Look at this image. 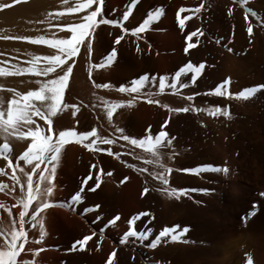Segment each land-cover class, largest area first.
Segmentation results:
<instances>
[{"label": "bare ground", "instance_id": "6f19581e", "mask_svg": "<svg viewBox=\"0 0 264 264\" xmlns=\"http://www.w3.org/2000/svg\"><path fill=\"white\" fill-rule=\"evenodd\" d=\"M80 2L81 0H20L19 3L13 5L11 8L0 10V67H4L6 70L11 69L14 65L28 67L27 62L35 57L42 58L44 56L58 54V50L55 47L43 43L33 44L28 40L16 39V37L36 38L43 36L46 40L70 38L72 33L64 26L79 23L80 17L89 11L88 9L74 12L67 11L69 8H76ZM0 3H11V0H0ZM128 3H130V0H104L103 13L107 18L119 19L125 11L124 9ZM252 4H254L257 9H264V0H256L254 3L252 2ZM239 5L237 3H232L231 0H141L138 6L140 13H138L137 9L135 18L132 19L134 17L133 14L127 21L128 24L136 25L142 22L147 18V15H145L146 12L152 7L155 10V8L162 6L163 12L159 20L153 21V24L151 22L152 28H150V30L140 34L141 36H144L149 32L152 35V49L149 51L151 54L149 60H143L141 64H137L135 61H133V63L125 64V72L126 74H129L125 78L129 79L130 77H134L142 71L149 69L154 73L153 75L157 77V80L155 83L146 85L145 88L141 89V93H150V98L158 101V103H156L157 105L162 102L160 100L163 98L160 96L161 93H157L158 77L164 75L170 78L186 60H190L189 56H191L192 59L194 56L193 51L188 55H185L183 49L185 47V34L188 31L185 27L181 29L176 20V12L180 8H184L189 11L182 12L181 17L187 16L195 18L199 29V32L197 33L199 37L198 43H202L205 51L210 53V63L207 66V69L203 71L200 80L193 87L199 89H203L204 87L215 88L220 81L225 79V76H229L230 79H232V76L230 75H234L235 59L231 53H228L227 47L232 46L233 50L236 51L238 45L242 43L241 41H245L244 44H248L250 39H253V45L251 47L254 54L256 49L261 47L259 44L264 43V31L262 27L254 21V17L251 15H249V23L252 24L253 31L251 36L248 38L246 37L245 27H247V25L244 21V14L246 11L244 12ZM197 7L200 8L198 13L192 11ZM229 8H231V15L228 14ZM223 25L228 26V32H224ZM233 26L236 28H233ZM190 28H193L192 22L190 23ZM202 51V49L197 48L195 55L200 58ZM84 56L85 52L82 43L79 52L74 57L75 63L72 65V72L70 73L68 80V82L71 83H67L65 92L75 89L77 86L75 88L74 86L79 84L78 81H80L84 90L85 88L88 89L90 87V84L86 81L84 76ZM69 62L70 60H66L65 65ZM65 65H61V67H64ZM45 66L43 59L38 61V68ZM61 74L60 69L57 68L54 73H50L47 76H37L29 73L0 76V111L5 112L6 114L7 101L13 98L19 99L20 97L16 95L17 93H19L20 96H23V94L28 91H35L39 89L45 81L53 79L56 75ZM188 79L189 78L185 79V82ZM170 82L169 79L168 83L170 84ZM165 90L168 93L173 92L169 87H166ZM139 100L143 102L140 103ZM179 100L186 101L183 97L179 98ZM137 102L138 104L135 106L133 112L130 113L129 118L134 124L135 122L138 123L139 120H141L143 124L141 127L136 125L133 126L134 128H132L133 130L130 134V136L139 139L144 135V129L149 127L150 120H153L152 125L155 124L154 127H159L164 112L161 105L160 107L156 106L154 109L149 108V103L147 104L142 98L137 99ZM31 103L35 108L40 109L41 111H46V104L49 102L32 100ZM179 107L180 106H178V108ZM65 114L66 110L62 108V110L57 111V114L52 117L55 128L57 127L59 119ZM32 119L35 121V124L30 125L29 127L34 129L36 125H39L45 130V132L47 131V125L43 120L38 116H33ZM199 122L200 116H196L192 111H188L186 114H184V112L179 113L177 119L179 125L181 123L187 126L191 125L193 129L201 128L199 127ZM154 127L151 128L153 135L157 132V129ZM20 130L28 131V127H22ZM190 133L186 134V136L183 134L176 139L174 138L171 148L159 149V156L164 166L169 168L170 166H168V164H172V168H170L173 169V171L171 176H168V186H174L176 189L177 187L179 189L183 187L206 188L210 191L202 194H192L188 191L187 194L181 195L179 199L174 196H169L167 192H161L159 188L162 187V183L158 179H153V176L150 175V173L158 174L162 171L161 167L159 168L155 164L156 158L151 152H147L143 148L133 146L124 141L123 144L126 147L134 149L139 155H143L148 159L147 166L149 169L146 170V172L143 170L146 182L143 183L142 179L131 171L132 169H125L122 167V164L117 160H114L113 166H115L118 171H121L120 176L118 175L119 180L121 181L124 176L128 177L127 181L121 183L122 198L120 202H117L118 204L107 197L110 201L105 199L102 201L99 209H92V212H86L83 215L80 211L83 206L90 204L88 198L85 205H81V202H79L80 207H77L79 209H77L76 212H66V209L59 212L60 214L62 213V217L67 218L72 230H75L78 239L85 235L91 236V239L86 242V250H74L73 254L75 258H78L83 264H106L108 255L112 253L113 249H115L116 254L113 257L114 264H176L183 257V253H188L185 254V256L189 255V258L190 255H193L190 264H227V261H230L231 256L238 252V248H241L239 243H237L238 241H233V238L238 233L246 231V233H249L248 235L251 237V241H253V237L249 231L250 229L246 227L249 229L247 230L245 224L237 219V215L240 211L246 212V210L252 206L250 199L251 188H245L246 186H243L242 183V179H246L251 183L254 180L253 175L251 174L250 176L249 174L251 173L249 172L250 169L248 170V168L244 167L239 159H234L231 156V150H227L225 147H219L212 140H205V136H202L201 134L194 135ZM29 142H31L30 139H18L14 135L5 136V134L0 133V145L4 143L9 145V149L6 150L9 160L14 164H18L19 167L24 170L21 172L19 168L16 169L15 175L20 183H14L11 179L12 169L7 167L8 161L4 159L3 155H0V168H4V174H0V183L7 185L3 190H0V199L1 202L4 201L3 206L6 215L5 219L0 223V229L5 232V235H10L13 228H19L20 205L13 209L11 208L9 201L15 202L17 200L18 202V200L24 195V193L20 191V186L26 183L27 177L25 173L31 171L32 165H26L23 161L16 159V157L26 148L27 143ZM171 153H174V155H171V158H169ZM191 155L192 157L197 156V160H188L187 156L189 157ZM106 157L108 158V156ZM124 157L125 156H123V159ZM83 158L86 159L87 156L84 154ZM119 158L122 159V154L119 155ZM91 164L94 165V162ZM204 164L227 168L228 172L226 174L204 172L199 175H190L177 171V169L191 168L193 166ZM94 166V170L97 172L98 167L97 165ZM41 167H43V165ZM151 167L158 169L157 172H154V168L151 170ZM142 168L144 169V167ZM127 171H130L131 174H127ZM33 179H36L35 173L33 174ZM103 184L106 193L113 190L111 183L110 185L108 182ZM145 187L149 189V192L145 193L142 197L140 193ZM165 187L168 188L167 185ZM221 191H224L225 193L224 196H221L222 198L218 196ZM49 197L50 202L58 199L56 194H52ZM93 201L95 200L93 199ZM65 203L67 204V202ZM79 203L77 202L76 204L78 205ZM34 206L35 202L30 206L29 212L32 211ZM59 207H52L51 210L59 211ZM122 208L125 210H122ZM142 212H148L150 213V216L141 217L140 220L135 222L134 228L136 231L141 229L143 231L150 230L148 238L144 240L128 238L126 243L121 244V234L128 228L127 221L125 225L120 226L122 225L121 221L124 219L128 220L129 217ZM117 214L119 215V219L122 218L120 219L121 221L118 220L113 225H108L107 228H103L102 224ZM96 216H99L100 219L96 224H92L91 220ZM199 222H204L207 229L201 234H198V236L196 235L198 233V230L196 229ZM39 225L37 224L36 227ZM185 226H187L189 230L181 236L180 240L170 242L172 240L169 241V238H166L168 241L164 239L166 242L164 241V244H158L156 248L149 249L147 247L150 243V237L152 238L160 228H175L179 231ZM36 230L38 231V229H30L31 237H33V235L35 236L37 233ZM195 231H197V233H195ZM93 232H95L96 235H92ZM118 232L120 234H118ZM207 233H210L211 235L213 233V237ZM207 235L208 238L209 236L211 237V242H214V244L222 245L228 242L227 244L229 247L226 250H221L220 247L214 249L215 247L217 248L216 245L211 250L212 256L208 255V258L205 257L204 254H196L195 251L197 250L195 249L197 247V241H201V239L204 240ZM192 238L197 241L192 243ZM97 240H99V248L96 246ZM2 244L3 238L0 237V245ZM187 249H191L192 251L189 253L187 252ZM209 251L207 253H209ZM244 251L248 250L245 248ZM241 253L242 261L245 260L244 262H247L246 255H244V252ZM43 256V253L36 255V264L43 262ZM20 257L21 256H18L17 259H21Z\"/></svg>", "mask_w": 264, "mask_h": 264}, {"label": "rangeland", "instance_id": "374dc122", "mask_svg": "<svg viewBox=\"0 0 264 264\" xmlns=\"http://www.w3.org/2000/svg\"><path fill=\"white\" fill-rule=\"evenodd\" d=\"M231 1L234 4L236 3L238 5L241 4L239 5V7H242L244 12L245 11L248 12L249 10H252V12L256 14V17H254V21L256 23H257V20H260V18H261L260 21H264V9H259V8L257 9L256 6L252 4V2L254 3V1L256 0H247L246 4L239 3L237 0H231ZM140 2L141 0H138V3H136L131 8H129L130 3H128L126 8L124 9V10L130 11L131 13L130 17L134 14V17L132 19L135 18L137 9H138V13H140L139 7H138ZM150 11H154V8L152 7L151 9H149V11L146 12L145 15L148 16ZM181 18H184V17H181ZM127 21L125 22V25H126L125 27L129 29L138 25V24L130 25L128 24ZM151 22L153 24V21ZM151 22L149 23L147 29L144 32H147L148 30H150V28H152ZM191 22H192L193 28H190ZM258 25L260 26V24ZM184 27L187 29L188 32L196 31L198 29L197 21L193 17H188V19L185 20ZM233 28H236V27L233 26ZM223 29H224V32L226 31L228 32L227 25H223ZM262 29L264 31V27H262ZM119 34L120 33H119L118 28H115L112 26L99 27L97 29V33L93 34L90 52L88 51L87 45H86L87 38H85V43H83L84 52H85V56H84L85 59H83L85 60L84 61V64H85L84 65L85 67L84 76H85L86 81L90 84V87L88 88L90 90H88L87 88H85L84 90V88H82L83 86L81 85L80 81H78L79 84H76L74 86V88L77 86L75 89H72L69 92H65L62 105L63 104H67V105L75 104L79 108V111L76 113V116L73 117L71 114L73 109L71 107L63 108L64 110H66V114L61 119H59L56 128L53 125L54 132L64 130L66 128H71V127H75L77 131H88L92 127H95L97 130L98 136L112 138V136L115 135L116 127L122 128L124 130V134L130 136L131 131L133 130L132 128H134L133 126L135 125L138 127L143 126L141 120H139L138 123L135 122L134 124V122L129 118L130 113L133 112L135 106H137L138 104L137 100L134 101V103L130 107L124 106V107L117 108L113 112V116L111 120H109V118L107 117L105 103L107 102L108 104H111L112 102L127 101L131 99L135 93L133 94L121 93L117 90L118 87L120 85L127 86L130 81H132L134 78L144 73H148L149 76H152L154 74L149 69H147L137 74L134 77H130L129 79H126L125 77L128 76L129 74L128 73L126 74L125 69H124L125 64L133 63V61H135V63L137 64H141L143 60H146V61L149 60L150 55H151L149 51L152 49L151 33L148 32L147 34L142 36L143 37L142 39H138L126 33L124 35V38L121 40V43L116 46L117 57L115 61L111 65H108L107 67H104V68H94L93 67V65H96L101 62V59L111 49L113 39L115 38L116 35H119ZM245 35L247 38L249 37V34L247 32H245ZM188 42L196 44V47L193 49H190L189 51V53L193 51V54H194L193 59L191 56H189L190 61H192L193 63H199L203 61L205 62V65H206L205 69H207V66L210 63L209 62L210 53L208 51H205L202 43H197L196 37H193ZM241 42L242 43L238 45V48L236 51L233 50L232 46L227 47L228 53H231L233 58L235 59V69L233 71L234 75L232 74L230 75L232 76V79H230L229 76H225V78H228L230 80L227 91L232 94L238 93L239 91L247 87H254L257 85L264 84V43L259 44L261 47L257 48L256 52L253 54L252 47H251L253 45V39H250V42L248 44H244L245 41H241ZM137 45L139 46V49H140L139 52L136 51ZM197 48L203 50L200 54V58L195 55ZM229 49H231V51H229ZM187 61L189 60H186L184 63H186ZM205 69L203 71H205ZM90 72H91V79H89ZM201 76L197 79L195 84L200 80ZM189 77H190V74L187 77L181 76L180 82H185V79ZM69 83L71 82H68V84ZM220 83L221 81L218 84ZM95 84H109L110 87L97 88L94 86ZM195 84L189 85L183 89H179V87L177 86L178 90L175 92L174 91L170 92V93L164 90V92L163 93L160 92L161 93L160 94L159 91L157 90L158 91L157 93L163 97L162 99H160L162 102H160L159 105H157L156 103L155 104L147 103V104L149 108H154V109L156 108V106L160 107V105H167L168 108H178V106H180L179 108L195 107V108L206 109V110L213 109L217 106L220 107L221 109L225 107L227 108L229 112L228 117H225L222 114L212 116V115H209L207 111L193 112L196 116H200L199 127H201V128L193 129L191 125L187 126V125H183L182 123L179 125L177 123L179 113L169 112L168 108L161 107L163 109L164 115L162 117L160 125L163 124L165 119H168L169 123L168 125L165 126L164 130L168 133L170 137H174L175 139L178 138V136L183 135V134H185L184 136H186V134L190 133V131H191L190 134H194V135L201 134L202 136H205L206 138L205 140H212L219 147L221 148L225 147L227 150H231V156L236 160L239 159L241 161V164H243L244 167L248 168V170L250 169L249 172L251 173L249 174L250 176L251 174L253 175L254 180L251 183L247 181L246 179H242V183H243V186L244 185L246 186L245 188H248V187L251 188L250 189L251 190V196H250L251 205L255 203L256 210L251 217H248L247 213L252 211V206L248 208L246 212L240 211L239 212L240 214L238 213L237 215V219L241 220V222L245 224V228L248 227L250 229L249 230L246 228L247 230L250 231V234L253 237L252 238L253 241H251V237L248 235L249 233H246V231L245 232L241 231V233H238L239 236L237 234L233 238V241L234 242L238 241L237 243H239V246L241 248H238L237 250L238 252L234 253L231 256V259L229 262L227 261V264H247V262H244L245 260L242 261L241 252H244V255H246V261H248L249 259L248 257H250L252 258L251 259L252 264H264V196H261V193H264V89L259 90L253 97L248 98L247 100H243V99L235 98L234 95L231 98L216 96L214 94H210V90L213 88L204 87L203 89H199V88L193 87ZM194 93H198V95H193ZM179 95H181L183 98L192 95L193 99L191 101L187 99H185L186 101H182V100H179V98H182ZM142 102L143 101H140V103ZM150 105H154V106H150ZM184 114H186V112H184ZM152 121L153 120H150V125H148L151 128L155 126V124L152 125ZM160 125L159 127H154V128L157 129V131H159ZM130 137H133V136H130ZM123 142L124 141L117 139L116 142L110 146L106 144H102L99 141L97 142V146L100 148L110 147L112 152L119 153L120 155L122 154V159L120 158L118 159L113 156H110L107 154V152L89 151L85 149L81 144H77V143H70V144H66L63 146L60 159L57 164L55 177L53 180L55 187L53 189L52 194H56L58 199L50 202L49 201L50 197H49L48 201L51 206L43 210L41 214H38L40 215L41 221L43 224V230H44L43 238L41 239V236H40L39 230L41 229H39L40 228L39 224H38L39 225L38 227L35 226L36 228L31 226L30 224L25 225V230L29 231V232L27 231L26 233L27 242H25V245H26L25 249L31 248L33 249V251L37 248L42 249L40 252L36 253V255H39L40 253L44 254L42 258L43 262H40V264H83L80 262L78 258L74 257V254H73L74 250L68 251L74 239L76 240L78 238H77L75 230L74 231L72 230V227L67 221V218L62 217L61 216L62 213L60 214L59 212L64 211L66 209L65 210L66 212L69 211L70 213H72V212H76L77 209H79L77 207H80L79 206L80 203L78 202L79 203L78 205L76 204L77 202L73 203V201H71L69 197H71V195L75 191L78 190L80 186L79 181H81L83 177L88 175L89 170H90V165H92L91 163L94 162V165H97L98 170H102L101 171V183H100L99 188H97L95 192L87 191L88 186H90L94 182V179L89 180L88 184L85 185V191L82 193L83 200L81 202V205H85L87 203L86 200L88 198H89L88 200H90V204H86L85 206L81 208L80 212H82L83 215L86 212H92L93 205H99V208H100L102 201H104L105 199L107 201H110V200L115 201L116 203L121 201V198H122L121 196L122 187L121 186L122 185L119 180L121 171H118L115 168V166H113L114 160H117L120 164H122V167H124L125 169L127 168L132 169L131 171H133L140 179H142L143 183L146 182V179L144 178L145 175L143 174H145L144 172H146V170L149 169V167L147 166L148 159L143 155L142 156L139 155L134 149L126 147L123 144ZM84 154L87 156L86 159L83 158ZM106 156H108V158ZM123 156H125L124 159H123ZM187 159L190 161H196L197 156L195 157L194 156L192 157V155L189 157L187 156ZM160 160L161 159H159V162L156 161L155 163L156 166L159 168H160V165L163 164L162 160L161 161ZM126 165H132L133 167H127ZM168 166L171 167L172 164L171 165L168 164ZM142 167H144V169ZM155 167H151V170L154 168V172H157L158 169H155ZM193 167H196V166H193ZM139 169H143L144 172L139 171ZM91 172L94 177L96 174L94 167L91 168ZM108 172H110L111 175L105 174ZM126 173L131 174L130 171H127ZM171 174L172 172L169 173L168 176H171ZM102 182L103 183L108 182L109 185L111 183L113 186V190L108 191V193H106V190L103 187L104 184ZM158 184H161V183H158ZM165 186L162 184L161 188L164 189L166 188ZM167 187L168 189L176 188L174 186H168V185ZM161 188H159L160 191H161ZM193 188H196V187H187V188L183 187V189H189V190ZM177 189L179 188L177 187ZM190 192L192 194H202L201 192H192V191ZM222 192L224 193V191H221V193L219 192L220 195L218 196L220 197L224 196L225 193L223 194ZM107 197L110 198V200ZM93 199L95 201H93ZM61 202L64 203V207H61L62 209L59 207ZM65 202H67V204ZM9 203H10L11 208L13 209H15L19 205L17 200L15 202L9 201ZM3 205H4V201L1 202V199H0V223H2V221L6 217L5 209ZM52 207H59L60 210L52 211L51 210ZM122 210H125V209L122 208ZM60 216L62 217V219ZM242 217L246 219L242 220ZM99 219L100 217L96 216L94 219L91 220L92 224H96L97 221H99ZM120 219L119 221H121ZM124 220L121 221L122 225L120 226L125 225L127 220L125 221ZM67 222L69 225L67 224ZM108 225L109 224L107 222H104L102 224L103 228H107ZM33 228L34 230L38 229V231L36 230L37 233L35 234V236L33 235V237H31L32 235L30 234V229L33 230ZM127 229L124 231V233L127 231ZM206 229H207L206 224L204 222H199V225L196 229L198 230V233L197 231H195V233H197L196 235L201 234ZM161 230L163 229L160 228L159 231L153 235L154 237L153 236L152 238L150 237V242L152 239L155 238L156 235H158V233ZM139 231H143V230L141 229ZM0 233H5V232H3L0 229ZM124 233L121 234V237L123 236ZM74 234L76 238L74 237ZM118 234L120 233L118 232ZM207 234L213 237V233L212 235L210 233H207ZM28 235H29V238H28ZM208 235L204 240L202 239L201 241L198 240L199 242L196 239L192 238V243L197 241V244H196L197 247L195 249L197 250L195 251L196 254L197 253L201 255L204 254L205 257L208 258V255L212 256L211 250L216 245H217V248L215 247L214 249H218L220 247L221 250L223 249L226 250L229 247V245L227 244L228 242L222 245L214 244V242H211L212 241L211 237L209 236L208 238ZM164 239L166 241L168 240L170 241V239L167 240L166 237L161 238V242L159 243V245L164 244V241H165ZM37 240H39L40 242L36 243ZM170 242H174V241H170ZM245 248L248 251H244ZM149 249H153V248H149ZM83 250H86V244ZM187 250H188L187 252L189 253L190 251H192L191 249H187ZM208 251L209 253H207ZM185 254H188V253H183L182 255L183 257L176 264H188V263L190 264L191 263V260L193 259L191 257L193 255H190V258H189V255L185 256ZM36 255L35 257H33L32 252L24 253V251H22V253L20 254V256L23 259L33 261L34 264H36V261H37Z\"/></svg>", "mask_w": 264, "mask_h": 264}, {"label": "snow or ice", "instance_id": "6c2138e0", "mask_svg": "<svg viewBox=\"0 0 264 264\" xmlns=\"http://www.w3.org/2000/svg\"><path fill=\"white\" fill-rule=\"evenodd\" d=\"M20 0H11V3H0V10L9 9L13 5L19 3ZM239 3H247V0H238ZM138 0H130L129 8L133 7ZM103 4L104 0H81V2L76 6V8L67 9L68 12L81 11L88 9L85 15L80 17V22L76 24H68L65 25L69 32L72 33L71 37L68 39H45L43 36L41 37H16V39L28 40L33 44L43 43L47 44L51 47H55L58 50V54L56 55H48L44 57H35L32 60L28 61V67H19L13 66L11 69L6 70L4 67H0V76L6 75H21L24 73H29L33 75H44L47 76L50 73H54L55 69L59 68L61 75H56L55 78L45 81L41 87L35 91H28L27 93L20 96L19 93L16 95L20 97L19 99L13 98L7 101V111L6 114L3 111H0V133L8 135H14L18 139H30L31 142L27 143L26 148L16 157V159L21 160L26 165H32L31 171L25 173L27 180L25 184L20 186V191L24 193L23 197L18 200L20 205L19 210V228H13L10 232V235H5L4 233H0V237L3 238V244L0 245V264H34L33 261H29L26 259H17L20 256L21 252L24 251L32 252L33 257H35L36 253L40 252L42 249L37 248L33 251V249L28 248L25 249V242L27 239L25 225L30 224L35 227L37 224H40V236L41 239L44 236L43 224L41 221V217L38 214H41L43 210L49 208L51 205L49 204L48 197L53 193V189L55 187L53 180L55 177L57 164L60 159L61 151L64 145L70 143L81 144L85 149L94 152H107L108 155L113 156L115 158H119V153H114L111 151V148H100L97 146V142L99 141L102 144L112 145L116 142V140L126 141L133 146H137L143 148L147 152H151L153 156L156 158V161L159 162V149L163 148H171L172 141L174 137H170L168 133L164 130L165 126L168 125L169 120L165 119L163 124L160 125L159 131H157L154 135L151 132V127L144 129V135L139 139L130 137L124 134V130L122 128H115V135L112 138L109 137H101L97 135V130L95 127H92L88 131H77L75 127L66 128L64 130L55 131L53 130V120L57 114V111L62 110V108L71 107L73 109L72 116L75 117L76 113L79 111V108L75 105H62V98L67 87V83L69 80L70 73L72 72V65L75 63L74 57L77 55L80 49V45L85 43V38H87L86 45L87 49L91 51L93 34L97 33V29L100 26H112L119 29V35H116L112 41V47L108 51V53L101 59V62L93 65L94 68H104L108 65H111L116 57H117V48L116 46L121 43V40L124 38V35L130 34L133 37L138 39H142V34L148 27L151 21L159 20L162 15L163 8L157 7L154 11H150L147 18L140 22L137 26L129 29L125 27V22L129 19L131 13L128 10H125L119 19L107 18L103 13ZM189 11L184 8H180L176 12V20L178 26L183 29L185 26V20L188 19L187 16L181 18V13ZM194 12H199L200 8L192 10ZM228 14L231 15V8L228 9ZM249 15L255 17V13L252 10H249L244 14V21L247 25L246 32L251 36L253 27L252 24L249 23ZM260 26L264 27V21H257ZM199 29L196 31H189L185 35V47L183 49L185 55L189 54V50L196 47V44L190 43L193 37L197 38V43L199 37L197 33ZM136 51L139 52V46L137 45ZM231 51V49H229ZM43 59L45 63V67L38 68L37 63L39 60ZM70 60L68 64L65 65V61ZM61 65H65L61 67ZM205 62L201 61L199 63H193L192 61H187L183 65H181L172 75L171 77H167L161 75L158 77V91L163 93L166 87L171 88L174 92L179 89H183L189 85L195 84L197 79L202 75L203 70L205 69ZM189 79L186 82H180L181 76H189ZM89 79H91V72L89 73ZM170 79V84L168 83ZM157 77L155 75L149 76L148 73H144L132 81L129 82L127 86L120 85L118 87V91L121 93H129L133 95L131 99L127 101L120 102H112L111 104L105 103V108L107 112V117L111 120L113 116V112L119 108L124 106H131L134 101L137 99H144L146 103H158V101L150 98L151 94L148 92L141 93V89L145 88L146 85H151L155 83ZM230 80L225 78L218 84L215 88L210 90V94H214L216 96H222L231 98L233 95L237 99L247 100L248 98L253 97L259 90L264 89V84L257 85L254 87H247L239 91L238 93L232 94L227 91ZM97 88H108L109 84H95ZM193 95H198V93H194ZM185 99L191 101L193 96H187ZM32 100L37 101H48L46 104V111H41L40 109L35 108V106L31 103ZM164 108H168L167 105H161ZM169 112L175 113H183V112H200L207 111L209 115H223L225 117L229 116V112L227 108L221 109L220 107H215L213 109H199L195 107H183V108H168ZM33 116H38L44 123L47 125V131L45 132L39 125L33 129L29 127L30 125L35 124V121L32 119ZM22 127H28V131H21ZM9 149V145L4 143L0 145V155L4 156V159L8 161L7 167L12 169L11 179L14 183L19 184V180L15 175L16 169L19 168L21 172H23V168H20L18 164H14L11 160H9L8 155L6 154V150ZM174 155V153L170 154ZM123 162V161H122ZM43 165V167H41ZM127 167H133L132 165H126ZM95 167L94 165H90V170L87 176L83 177L80 181V186L77 191H75L69 199L73 202H82L83 196L82 193L85 191V185L88 184L89 180H93L94 182L88 186V192H95L97 188H99L101 183V171L97 170L95 176L93 177L91 168ZM162 171L158 174L150 173L153 176V179H158L163 185H168V174L173 171L171 168L165 167L163 164L160 165ZM139 171H143V169H139ZM185 174L190 175H199L204 172H214V173H227V168H221L218 166H213L210 164L199 165L191 168H181L177 169ZM36 174V179H33V174ZM0 174H4V168H0ZM106 175H111L110 172L105 173ZM128 180L127 176H124L120 183H124ZM7 185L0 183V190H3ZM163 192H167L169 196H174L177 199L180 198L181 195L187 194L188 191L192 192H201L207 193L210 191L206 188H193V189H176V188H164L161 189ZM149 189L145 187L140 195L143 197L145 193H148ZM261 196H264V193H261ZM190 198V197H189ZM35 202V206L32 211L29 213L30 206ZM199 203V202H198ZM60 207H64V203L61 202ZM71 207V206H70ZM93 210L98 209L99 205H93ZM256 210V205L253 203L252 211L248 213V217H251ZM150 213L142 212L137 213L127 220L128 229L123 234L120 239V243L124 244L128 238H136L140 240H144L148 238V231H136L134 228V224L136 221L140 220L141 217H149ZM27 217V218H26ZM246 218L242 217V220ZM119 220V215L113 216L110 220L107 221L109 225H113L116 221ZM188 227L177 231L175 228H164L161 230L158 235L155 236L154 239L147 245L149 248H156V246L161 242V238H169L172 241H178L181 239V236L188 231ZM92 235H96L95 232ZM91 239L90 235H85L81 239L74 240L72 242L71 247L68 251L73 250H83L87 241ZM40 241L37 240L36 243ZM96 246L99 248V240L96 241ZM116 252L113 249L112 253H110L107 257L106 264H114L113 257ZM247 264H252V260L249 257Z\"/></svg>", "mask_w": 264, "mask_h": 264}]
</instances>
